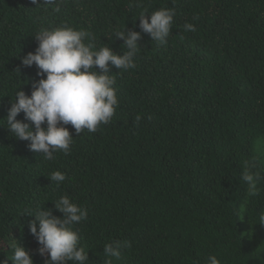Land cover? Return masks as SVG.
Instances as JSON below:
<instances>
[{
    "label": "trees",
    "instance_id": "1",
    "mask_svg": "<svg viewBox=\"0 0 264 264\" xmlns=\"http://www.w3.org/2000/svg\"><path fill=\"white\" fill-rule=\"evenodd\" d=\"M55 7L0 0V264H12L16 244L33 264H45L28 224L39 209L61 217L60 196L88 211L73 228L89 264H208L209 256L264 264V0H60ZM163 8L175 16L161 45L139 22ZM63 25L89 32L94 50L108 46L117 55L127 51L117 32L141 39L134 68L110 67L118 97L110 123L79 135L66 125L69 152L46 160L5 120L16 90L30 96L44 78L21 63L38 47L35 34ZM246 170L261 177L255 192L242 179ZM55 171L66 175L59 187L50 180ZM113 241L125 245L120 259L104 254Z\"/></svg>",
    "mask_w": 264,
    "mask_h": 264
},
{
    "label": "clouds",
    "instance_id": "2",
    "mask_svg": "<svg viewBox=\"0 0 264 264\" xmlns=\"http://www.w3.org/2000/svg\"><path fill=\"white\" fill-rule=\"evenodd\" d=\"M30 3L36 7L56 6L55 11L58 12L60 0H30ZM174 16L175 11L166 8L147 17L141 15L139 28L152 41L162 45L170 35ZM184 29L189 32L196 30L193 24H185ZM115 36L127 49L122 55L114 54L108 46L94 50V37L84 30L67 25L40 28L35 34L39 42L35 53H28L21 63L25 67L35 65L37 76L44 78L33 84L30 96L16 90L15 102L11 104L5 120L11 135L28 141L29 149L42 153L46 160H53L54 153L67 154L73 142L66 125L70 124L79 135L85 130L94 133L100 125L110 123L118 106L114 87L116 80L109 75L110 67L125 71L134 68L139 50L137 42L141 39L136 31H120ZM94 67L99 72L93 70ZM21 113L23 121L16 119ZM251 167L246 165V169ZM65 179L66 175L60 171L53 172L50 178L57 187ZM242 179L255 192L261 177L257 172L246 170ZM54 208L62 214L61 217L53 215L51 210L39 209L32 215L35 219L28 224L30 234L40 245L37 253L41 257L47 254L49 258L45 264H89L87 252L79 245L80 234L73 228L87 219V209L78 207L66 196H60L54 202ZM260 219L264 224V215ZM123 246L121 242L113 241L104 246V254L120 259ZM11 261L12 264H33L29 252L17 244ZM107 264H111V260ZM208 264H220V261L216 256H209Z\"/></svg>",
    "mask_w": 264,
    "mask_h": 264
}]
</instances>
